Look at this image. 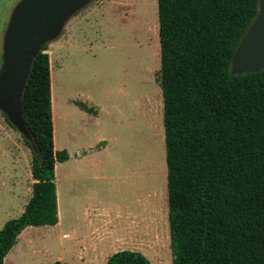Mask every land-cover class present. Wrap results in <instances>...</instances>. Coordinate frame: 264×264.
I'll list each match as a JSON object with an SVG mask.
<instances>
[{
    "label": "trees",
    "instance_id": "trees-1",
    "mask_svg": "<svg viewBox=\"0 0 264 264\" xmlns=\"http://www.w3.org/2000/svg\"><path fill=\"white\" fill-rule=\"evenodd\" d=\"M157 2L172 264H264V71L230 73L258 0ZM48 46L24 94L32 196L0 230V264L27 228L59 223L56 168L70 154L55 149ZM106 264L153 263L123 250Z\"/></svg>",
    "mask_w": 264,
    "mask_h": 264
},
{
    "label": "rangeland",
    "instance_id": "rangeland-1",
    "mask_svg": "<svg viewBox=\"0 0 264 264\" xmlns=\"http://www.w3.org/2000/svg\"><path fill=\"white\" fill-rule=\"evenodd\" d=\"M21 1L0 0V69L4 37ZM157 11V0H93L47 51L56 150H67L74 162L101 152L99 176L90 186L97 198L119 209L122 228L97 235L94 215L84 222L78 201L70 209V178L80 187L88 172L85 165L58 163V225L27 228L4 264H106L116 252L135 251L131 245L110 250L118 234L132 237L125 221L131 227L133 215L143 223L146 219L147 227L152 218V244L142 254L153 264H172ZM32 162V149L0 112V230L19 218L31 199ZM72 226L82 240L73 251L64 245V233Z\"/></svg>",
    "mask_w": 264,
    "mask_h": 264
},
{
    "label": "water",
    "instance_id": "water-1",
    "mask_svg": "<svg viewBox=\"0 0 264 264\" xmlns=\"http://www.w3.org/2000/svg\"><path fill=\"white\" fill-rule=\"evenodd\" d=\"M93 0H22L14 9L4 37L0 69V112L32 144L24 111V94L35 59L57 40L67 22ZM264 71V0L242 36L230 65L232 76Z\"/></svg>",
    "mask_w": 264,
    "mask_h": 264
},
{
    "label": "crops",
    "instance_id": "crops-1",
    "mask_svg": "<svg viewBox=\"0 0 264 264\" xmlns=\"http://www.w3.org/2000/svg\"><path fill=\"white\" fill-rule=\"evenodd\" d=\"M70 41L71 42L73 41V36L71 37ZM54 128H55V123H54ZM100 153H101L100 151H95L94 153H90L88 155L85 154L80 155L81 157L79 158V160H75V162L71 159L70 156V159L68 160V164H77L83 167L85 165L88 173L86 179H83L85 181H82L80 183L81 184L80 187H74L73 184L74 178L73 177L70 178L69 202H70V209L74 208L73 205L76 206L77 201L79 202L80 206H78L77 209H79L81 214L80 218L84 222H88L89 220H91L92 218L91 215H94L95 218L97 219V224L94 229L95 234L99 235L101 233V236L104 235L106 236L107 231H110V228L120 229L122 228L123 225H121L120 223L122 222L121 215L119 209L115 207V204L113 202L106 201L102 197L97 198L94 195V190L90 186V180L97 178L99 176L96 175V173L98 172L97 161ZM116 218H118V220L115 222ZM133 219H134V224L133 225L131 224L132 225L131 227L128 226V222H127L128 219H126L127 221H125L127 231L131 229L132 237L125 238L123 235L119 236L118 234V237L114 238L113 242L111 243V249H110L111 252H115L114 251L116 250L115 248L118 247L126 248L128 245H131L135 248L134 249L135 251L144 253L146 247L152 244V235H153L152 220H151L152 218L150 217L148 227L146 224V219L144 223L141 221L140 218L137 217L134 218V215L132 216V218H130V220ZM124 229L126 230V228ZM81 242L82 240L79 239V231H77L76 228H74V226L70 227L68 231H65L64 245L66 246L68 244L67 248L70 247L71 251H73L74 248H78ZM74 252L77 253V250L75 249ZM107 260L108 259H106V261ZM72 264H78V263L73 262Z\"/></svg>",
    "mask_w": 264,
    "mask_h": 264
}]
</instances>
